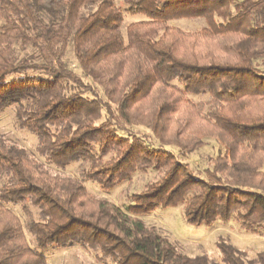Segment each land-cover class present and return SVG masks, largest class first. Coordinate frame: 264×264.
I'll list each match as a JSON object with an SVG mask.
<instances>
[{"label": "trees", "instance_id": "trees-1", "mask_svg": "<svg viewBox=\"0 0 264 264\" xmlns=\"http://www.w3.org/2000/svg\"><path fill=\"white\" fill-rule=\"evenodd\" d=\"M11 106L36 157L0 135V264L72 248L97 264H264L226 237L217 259L187 256L143 221L180 206L192 226L264 238V0H0V114ZM208 140L218 154L194 171L184 158ZM149 171L124 207L84 184Z\"/></svg>", "mask_w": 264, "mask_h": 264}, {"label": "rangeland", "instance_id": "rangeland-1", "mask_svg": "<svg viewBox=\"0 0 264 264\" xmlns=\"http://www.w3.org/2000/svg\"><path fill=\"white\" fill-rule=\"evenodd\" d=\"M138 18L127 17L126 23L137 20ZM172 25L184 31L193 32L203 26L205 22L201 19L180 20L171 22ZM69 67L80 74V69L71 52L67 55ZM141 133L150 135L145 129H137ZM0 135L9 138L18 146L24 148L28 154L36 157V139L25 130H18L15 124V108L9 107L0 114ZM220 147L213 141L208 140L207 146L196 151L192 155L184 158L194 171H203L210 166V161L218 154ZM49 172L58 176L79 177L78 165H71L65 170H59L53 166L45 165ZM261 170L264 172V165ZM155 172H137L129 180L121 183L112 189H103L93 181H85L87 190L97 198L106 199L116 206L124 207L131 205L132 196L143 188L144 184L153 180ZM23 221L24 218L18 209L14 210ZM146 225L154 226L158 232L166 237L181 253L193 257L196 255H207L217 259L215 243L219 237H226L238 249L243 250L249 257L264 251V238L253 236L241 232L234 223L221 224L214 226L195 227L186 222L182 208L157 209L151 215L144 217ZM47 264H97L92 254L86 253L79 248L66 250H54L46 254Z\"/></svg>", "mask_w": 264, "mask_h": 264}]
</instances>
